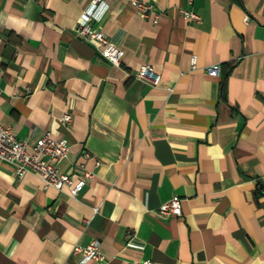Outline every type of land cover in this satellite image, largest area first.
<instances>
[{
  "label": "crops",
  "instance_id": "1",
  "mask_svg": "<svg viewBox=\"0 0 264 264\" xmlns=\"http://www.w3.org/2000/svg\"><path fill=\"white\" fill-rule=\"evenodd\" d=\"M141 1L158 21L97 4L116 65L76 30L93 0H0V122L66 137L60 170L94 173L72 197L0 159V264H81L72 248L93 240L105 259L84 264H264V0ZM173 197L182 215L160 218Z\"/></svg>",
  "mask_w": 264,
  "mask_h": 264
},
{
  "label": "built area",
  "instance_id": "2",
  "mask_svg": "<svg viewBox=\"0 0 264 264\" xmlns=\"http://www.w3.org/2000/svg\"><path fill=\"white\" fill-rule=\"evenodd\" d=\"M137 8L138 13L143 18H153L158 21L160 14L156 11L153 3H145L141 0H130ZM99 0H93V4L86 8L77 24V32L87 41L100 47L103 57L116 65H120L125 54V50L114 42L110 36L102 29L92 25L94 19L98 18L100 11L96 10ZM185 19L199 21L200 15L191 9H181ZM248 20V16L246 17ZM197 56L192 55L191 64L196 66ZM220 64L212 63L206 67L211 75L220 74ZM135 77L151 84H159L162 75L155 71L150 64L141 65L135 72ZM72 115L66 112L61 121L69 125ZM71 145L66 137H56L52 131L47 130L34 142L28 139L19 138L12 127L0 122V159L11 164L18 178L32 171L37 173L45 187H55L65 189L72 197H77L87 182L93 177L92 170L85 167L83 163L77 164L73 171L63 172L60 170V163L69 156ZM88 155V154H86ZM182 211V199L173 197L163 202L157 215L166 219L169 217H179ZM73 254H81L80 263L84 264L88 260L102 261L105 255L99 249V242L93 240L83 245L75 243L72 248ZM134 264H153L150 260H137Z\"/></svg>",
  "mask_w": 264,
  "mask_h": 264
}]
</instances>
